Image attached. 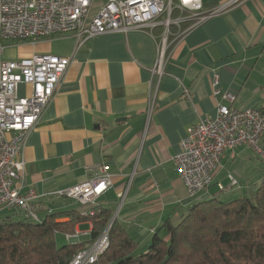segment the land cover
I'll return each mask as SVG.
<instances>
[{
    "label": "crops",
    "instance_id": "0c3cea01",
    "mask_svg": "<svg viewBox=\"0 0 264 264\" xmlns=\"http://www.w3.org/2000/svg\"><path fill=\"white\" fill-rule=\"evenodd\" d=\"M230 1L201 0L205 11ZM157 51L156 38L140 29L105 32L83 43L73 34L0 40V62L33 54L70 58L53 97L26 136L25 167L17 180L22 193L31 188L39 195L51 194L94 178L104 165L111 186L97 204L112 209L113 219L139 246H148L166 220L176 224L194 203L221 195L232 198L250 188L242 182L253 166L247 148L226 150L211 185L197 197L188 195L174 158L187 128L214 118L218 103H227L214 96L215 88L231 91L235 108L264 109V0H239L175 39L158 83L150 73ZM30 90L20 84L17 93L24 97ZM227 174L238 184L219 192L216 184ZM42 202L52 212L75 208L71 201L51 196ZM3 213L1 217L8 215ZM90 230L91 223L84 222L74 235H58L69 243L87 241Z\"/></svg>",
    "mask_w": 264,
    "mask_h": 264
},
{
    "label": "built area",
    "instance_id": "2783aa9c",
    "mask_svg": "<svg viewBox=\"0 0 264 264\" xmlns=\"http://www.w3.org/2000/svg\"><path fill=\"white\" fill-rule=\"evenodd\" d=\"M239 0H232L205 11L201 0H0V40L35 41L62 34H73L78 43L105 32L140 29L152 34L158 51L150 70L152 82L164 74L171 43L188 30L213 15L224 12ZM177 13V14H175ZM187 24L182 30L178 26ZM161 27L159 36L153 29ZM172 27L178 30H172ZM70 64V58L53 54H33L17 61L0 62V211H14L39 223L41 213L52 210L44 197L73 200L92 206L110 188L106 167H98L94 178L51 194H37L33 189L21 192L17 180L25 167L23 147L28 132L36 125L46 104ZM217 80L215 78L214 84ZM30 86V94L21 97L18 86ZM152 89V88H151ZM185 94L187 93L186 90ZM227 103H218L214 118L202 119L187 128L181 150L174 162L188 195L197 197L209 188L213 175L222 166L226 150L244 147L264 161V109L235 108L231 91L213 90ZM155 90L146 104L149 120ZM238 184L232 174L216 185L224 192ZM84 212L93 213L89 207ZM108 245L107 230L85 250L78 252L70 264H91Z\"/></svg>",
    "mask_w": 264,
    "mask_h": 264
},
{
    "label": "trees",
    "instance_id": "16d2710c",
    "mask_svg": "<svg viewBox=\"0 0 264 264\" xmlns=\"http://www.w3.org/2000/svg\"><path fill=\"white\" fill-rule=\"evenodd\" d=\"M161 31L153 29L155 36ZM91 208L92 214L79 208L46 213L39 223L9 214L0 217V264H70L113 216L110 208ZM84 222L91 223L89 240L57 246V234L74 235ZM107 236V247L91 264H264V177L249 192L200 200L176 224L166 220L144 252L136 253L138 242L115 219Z\"/></svg>",
    "mask_w": 264,
    "mask_h": 264
},
{
    "label": "rangeland",
    "instance_id": "374dc122",
    "mask_svg": "<svg viewBox=\"0 0 264 264\" xmlns=\"http://www.w3.org/2000/svg\"><path fill=\"white\" fill-rule=\"evenodd\" d=\"M96 2L97 3H102L103 2V0H96ZM179 27V29L180 30H182V29H184L185 27H186V24H181L180 26H178ZM178 27L176 28L177 30H178ZM175 29V30H176ZM252 156H253V166H252V168L250 169L249 168V171H250V173L248 174V175H246V176H244V178H243V180H242V182L243 183H246V182H249V184H250V188L249 189H247V191L246 192H249V191H251V190H253L254 189V187L255 186H257L258 184H256L255 186L253 185L254 183H256L257 181H261V179L264 177V161L260 158V157H258L257 155H255L253 152H252ZM254 166H256L257 168H258V170H257V173H255V172H253L254 170H253V168H254ZM248 171V172H249ZM261 177V178H260ZM223 183H225V180L224 181H222ZM253 185V186H252ZM211 188H212V190H217V188H216V186L215 185H212L211 186ZM220 198L221 199H228L229 197H226V196H220ZM63 200H67V199H63ZM67 201H71L69 204H73L74 206H75V208H81V209H84V208H86L87 207V205H85V206H83V205H80V204H78V203H76L75 201H73V200H67ZM98 204L96 203V204H93L92 206H89V207H94V206H97ZM89 207H87V208H89ZM4 213L3 214H9V213H11V214H9V215H11V216H13V219L14 220H18V219H21L22 218V216H18V213H15L14 211H7V210H4L3 211ZM9 212V213H8ZM0 214H1V211H0ZM0 217H1V215H0ZM113 218V217H112ZM111 218V219H112ZM0 220H2L1 218H0ZM108 228L109 227H107V229H105V230H108ZM55 239H56V244H57V246H62V245H64V244H66V243H69V241H68V239L67 238H65L64 236H62V235H56L55 236ZM85 239H88V238H82V239H79V240H85ZM147 250V246H139V248L136 250V253H140V252H144V251H146Z\"/></svg>",
    "mask_w": 264,
    "mask_h": 264
},
{
    "label": "water",
    "instance_id": "95a60500",
    "mask_svg": "<svg viewBox=\"0 0 264 264\" xmlns=\"http://www.w3.org/2000/svg\"><path fill=\"white\" fill-rule=\"evenodd\" d=\"M112 221H113V218L110 220V222H109V224H108V226L107 227H109L110 226V224L112 223ZM107 229V228H106Z\"/></svg>",
    "mask_w": 264,
    "mask_h": 264
}]
</instances>
